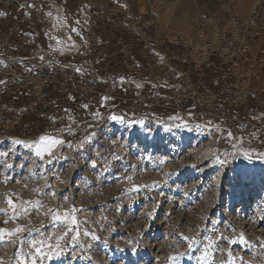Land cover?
<instances>
[{
    "label": "rangeland",
    "instance_id": "obj_1",
    "mask_svg": "<svg viewBox=\"0 0 264 264\" xmlns=\"http://www.w3.org/2000/svg\"><path fill=\"white\" fill-rule=\"evenodd\" d=\"M262 2L264 0H0V8L3 9L0 12L6 13L0 19L3 23L12 17L18 18L20 24L24 25L25 33H32L25 38L26 47L36 49L37 56L44 57L43 61L37 57L35 61L43 63L51 58L59 64L83 70L95 68L102 79L111 75L109 71L112 68H118L125 77L124 81L129 83V79H135L137 73L134 69L138 68L132 66L131 49L135 50L147 41H165V44L177 46L200 63L203 55L198 43H207L210 39L221 42L229 29L230 12L236 14L244 24L256 22L261 25L264 22ZM29 4L36 7H28ZM58 10L60 16L67 17V29H53ZM48 11L53 13V18L46 16ZM178 17L186 18V21L178 23ZM74 20L80 21L78 29L83 38L71 33ZM108 24L119 29L120 34L130 32L131 37L120 43L119 48L125 49L126 55L121 56L113 66L108 65L110 57L106 55L109 50L104 52L93 46L102 27L106 28V33L114 34ZM9 28L13 29L14 25ZM256 31V37L264 33L260 28ZM46 32L65 42L71 33L76 47H72L70 42L57 45L54 39L45 36ZM181 36H187L188 42L183 43ZM139 38L144 41L137 40ZM253 42L251 50L256 51L253 54L257 57L262 49ZM49 44L53 48H49ZM2 48L0 45V52L4 50ZM6 66L3 69L0 64V71L7 72ZM45 85L37 81V98L44 107H50L49 87L42 97ZM31 86L33 89V84ZM153 91L150 95L143 92L156 103L158 98H151ZM111 96L114 97L110 102L101 103L99 108L90 110L91 113L99 111L104 117L99 121L93 120L91 125L94 127H76L74 123L76 135L64 136L65 140L75 144L87 133L95 132V136L85 142L84 148L74 150L64 147L56 153L58 158L43 168L38 167L41 162L31 156L29 150L12 144L9 138L31 139L42 132L61 128L67 121L14 135L5 131L0 134V152L9 153L6 158L0 157V181L5 176L14 177L6 184L0 183V208L7 207L3 201L4 194L9 191L19 193L24 200L39 198L46 207L60 206L63 210L74 204L78 209L83 208L78 213L79 219L86 221L81 223V229L94 231L99 237L93 240L90 236L81 235L76 242L69 239L63 253L46 260L44 264H166V258L177 253L182 255L174 264H201L197 259L200 255L197 248H202L203 237L214 236L218 232L231 237L243 231L248 240L264 242V221L260 219L264 217V158L257 155L264 152V138H246L247 135L241 132L242 128L237 127L240 123L233 119L224 122L214 117L208 120L183 113V116H179L188 122L189 128L193 127L196 131L194 135L198 136L182 143L173 134L160 129L162 125L168 127L170 123L179 121L170 122L162 113L158 115L153 110L151 114L143 109L157 104L147 106L136 102L137 97L130 99L126 91L115 92ZM113 113L128 118H133L134 114V118L144 119L145 123L143 126L121 124L107 118ZM156 118L164 122L159 123ZM209 121L219 130L217 127H213L211 132L195 130L196 124L206 125ZM252 123L255 130L261 132L264 129L261 127L264 121L253 119ZM227 131H231L232 139L227 137ZM194 140H197L196 143ZM171 145L174 147L171 148ZM250 149L255 151L250 152V159L245 158L243 152ZM216 156L221 161L226 159L227 163H217ZM92 161H95V168ZM22 162L25 165L23 168L19 167ZM9 163L14 167L7 168ZM46 183L53 186L55 198L38 196L33 191L37 187L41 192L48 191ZM24 184H27V188L23 187ZM134 185L141 187L135 189ZM65 197L68 199L65 200ZM7 218L0 214V226L14 227L11 221L3 224ZM29 219L34 227H39L43 222L45 227L41 229L42 234H59L62 231L53 228L47 216L38 215L35 211L27 218L22 217L19 223L28 224ZM194 225H199V229ZM231 226H235L236 232L228 230ZM175 233L199 236L201 240L189 250L187 243ZM176 244H179L178 248ZM220 247L227 250L230 246L222 242ZM231 248L234 255L242 256L251 264H264V253L259 251L256 243L251 249L239 245H232ZM13 254V247L0 246V257L6 261ZM227 259L226 254H217L215 264Z\"/></svg>",
    "mask_w": 264,
    "mask_h": 264
},
{
    "label": "crops",
    "instance_id": "obj_2",
    "mask_svg": "<svg viewBox=\"0 0 264 264\" xmlns=\"http://www.w3.org/2000/svg\"><path fill=\"white\" fill-rule=\"evenodd\" d=\"M1 10L3 9L0 8ZM20 21V19L12 17L2 23L0 19V45L4 48L0 52L2 53L0 61L4 63L0 64L3 69L4 65H9L12 69L10 74H7L8 72L5 70L0 71V80L5 81L0 84V134L5 131L14 135L27 130L31 131V129L37 130L36 127L40 129L41 127H52L60 121L69 122L68 117L70 116L75 118L76 127H85L95 120L90 110L99 108L102 97L112 98L114 96L111 94L126 91L131 99L140 90L150 95L156 88H160L164 95L172 98H158L156 106L143 108L150 113L154 110L157 111L155 114L162 113L166 117L178 114L175 113V110H171V106L179 104L186 107L185 114L191 113V116L205 117L206 119L213 118L211 115L202 114L200 107L193 108L192 100L182 98V95L188 92V79H191L198 91L211 89L222 93L220 104L216 110L221 116V121L228 122L229 119H233L239 122L237 127L242 128L241 132L247 135L246 138L250 136H253V140L264 138V129L260 132L251 126L253 119L259 122L264 121V70L259 73L258 79L251 80L247 85V91H244L240 96L241 103L236 104L234 99L236 90L228 84L230 81L229 64H220L217 56L196 63L194 58L187 56L175 45L165 44V41L152 43L147 41L137 46L139 48L130 50L134 60L132 66L138 67L134 69L137 73L135 79H129L131 80L129 83L125 81L121 83L120 77L124 76L121 75V69L118 68H112L109 71L111 75L102 79L98 76L95 68L78 73L74 66L59 64L51 58L46 59L43 63L40 60L35 61V58L38 57L36 49L26 47L25 38L28 35ZM10 25H14V28H9ZM109 27L114 34L106 33V28L102 27L101 30H98L93 46L94 49L104 50V52L109 50L106 55L110 57L108 65L113 66L121 56L126 55L124 54L126 50L119 48L120 43H124L131 37L129 36L130 32L120 34L119 29L113 28L111 24ZM106 35H108L107 39ZM137 40L144 41L143 38ZM253 44L260 46L262 50L258 56L264 58V33L262 36L256 37ZM251 51L252 54L256 53L254 49ZM29 69L32 70L29 71ZM52 75H55V80L50 84L47 92L48 98L55 103V108L44 107L39 103L36 92L37 81ZM28 85L29 87L25 91ZM241 86L239 84V87ZM119 88L122 90H117ZM228 90L229 92H227ZM70 97H74V99H70ZM183 99L187 101H183ZM163 102L165 105L168 104L167 107L162 105ZM84 104L89 105V108H82L81 106ZM66 109L67 112H65ZM52 117H56L55 122L51 119Z\"/></svg>",
    "mask_w": 264,
    "mask_h": 264
},
{
    "label": "snow or ice",
    "instance_id": "obj_3",
    "mask_svg": "<svg viewBox=\"0 0 264 264\" xmlns=\"http://www.w3.org/2000/svg\"><path fill=\"white\" fill-rule=\"evenodd\" d=\"M21 7H25L21 5ZM28 7L35 8L36 5L29 4ZM6 13L0 12V16H4ZM26 15H30V13H26ZM48 18H53V13L48 11L46 13ZM55 23H53V29H67L69 27L67 17L60 16L59 10L55 17ZM80 21L74 20L73 26L71 27V33H75L76 35H82L79 32L78 25ZM71 33H69L67 37V42L62 41L59 37H53L50 33L46 32L45 36L50 39H54L57 45H65L70 42L72 47H76L75 42L72 41ZM27 35H32V33H27ZM86 43V41H85ZM49 48H53L52 44H49ZM54 50H61L60 48H55ZM70 50V49H69ZM37 59L44 60L43 56L37 57ZM0 63H4L0 61ZM23 63V61H21ZM6 66V65H5ZM32 69H29L31 71ZM76 72H83L82 68H76ZM125 80L124 77H120V82L123 83ZM5 83V81L0 80V84ZM70 99H74V97H70ZM111 98L110 97H102L101 103L106 104ZM84 109H88L89 105L84 104L81 106ZM68 110L66 109L65 112ZM93 119L99 121L104 117L99 111L91 113ZM192 114L189 113V116ZM112 121L119 122L121 124L127 123L129 126L133 124L144 125V119H136L128 118L125 115L111 114L107 117ZM53 122L56 121V117L51 118ZM157 122L163 123L164 121L161 118H156ZM167 120L170 122L179 121V123H170L168 125L171 127H184L189 128V125L179 114H174L167 117ZM68 123L62 126L61 128L55 129L52 132H42L36 137L31 139H24L19 137H11L9 138L11 143L24 149L29 150L31 156L35 157L36 160L40 161L38 167L43 168L45 164H51L53 160L57 159L56 153L60 151L64 147H68L74 150H81L84 148L85 142L90 141L92 137L95 136V132L87 133L83 139L73 144L71 140H65V135H76V129L73 127L75 123L74 117H68ZM89 128L94 127V125L89 124ZM213 127H217L213 125L212 121L207 122L206 125L196 124L195 130L197 131H209L211 132ZM189 130H192L189 128ZM219 130V129H218ZM255 135V133H253ZM227 137L232 139L231 131H227ZM242 141V137L240 138ZM255 149H250L248 151H244L243 154L245 158L250 159V152H254ZM9 155L8 152H0V157H7ZM227 155V153H226ZM258 156L264 158V152L257 153ZM66 158V157H60ZM217 163H227V160L221 161L219 156L215 157ZM163 163V161H161ZM7 168L11 169L14 167L13 164L9 163L6 165ZM24 162H22L19 167L23 168ZM95 161H92V167L95 168ZM128 180H131L132 177H125ZM10 179H14V177L5 176V178L0 181V183H8ZM57 179H59L57 177ZM19 183V181H16ZM64 183V181H60ZM155 183V182H154ZM48 191L41 192L40 187L34 188L33 191L40 195H47L53 198L56 197V192L53 190V186L50 184L45 185ZM23 187L27 188V184H24ZM140 185H134L135 189H139ZM68 198L65 197V200ZM7 207L0 208V214H4L8 218L3 221V224H8L10 221L15 224L14 227H2L0 226V246H11L14 248V254L7 261L4 257H0V264H44L46 260H51L54 257H59L64 249L68 246L66 241L70 239L71 242L79 241L81 235L90 236L91 239L97 240L98 236L95 235L94 231L89 229H81V223H86V221H81L78 217V213L83 211V208H77L74 204L69 208L61 210L60 206L56 207H46L44 201L39 198L24 200L19 193L9 191L4 194V201ZM35 211L38 215L47 216L49 221L52 223L53 228L62 229V231L57 234L56 232H51L47 234H42L41 229L45 227L43 222L39 227H34L31 224V220L29 219L28 224H21L19 220L23 218H27L30 214ZM261 221H264V217L260 218ZM197 229H199V225H194ZM229 231L236 232L235 226H231ZM35 234V235H33ZM174 235L179 236V238L187 243L188 249H192L194 245L200 242L201 237L199 236H189L184 233H175ZM54 241V242H53ZM203 245L202 248H197V251L200 255L197 257L198 260L201 261V264H205V262L211 261L212 264H215V257L217 254H226L228 259L221 260L220 264H251L250 261H245L242 256H236L232 252V245H239L244 249H251L254 243L259 245V251L264 253V242H253L248 240L247 236L243 231H240L238 235H233L231 237L225 235L223 232H218L214 236L203 237ZM222 242H226L229 244V248L227 250L222 249L220 244ZM26 246V247H25ZM175 247H179V244H176ZM182 255V253L171 254L166 258V264H174V262L178 259V256Z\"/></svg>",
    "mask_w": 264,
    "mask_h": 264
},
{
    "label": "built area",
    "instance_id": "obj_4",
    "mask_svg": "<svg viewBox=\"0 0 264 264\" xmlns=\"http://www.w3.org/2000/svg\"><path fill=\"white\" fill-rule=\"evenodd\" d=\"M264 6V2H262ZM229 21V29L223 35L221 42H216L214 39H210L206 42L200 41L198 45H200V54L203 55V60H209L212 56H217L220 64L230 66V84L231 88L236 90L235 103H241L240 96L247 91L245 85L250 84L251 80H255L259 78V73L264 70V58L263 56H253L251 53V44L252 41L258 35L257 29L260 28L261 31L264 30V22L261 25H257L256 22H250L248 24H244L240 18L230 12L228 14ZM151 40V39H150ZM181 40L183 43L188 42L187 36H181ZM205 50V51H204ZM190 54H193L190 51ZM263 55V53H261ZM5 69H8V73L12 72V69L9 66H6ZM55 75L47 76L40 80L43 86L45 85V89L43 92V98L46 95V89L54 82ZM131 82V80H129ZM67 83V80H65ZM239 84L242 85L239 87ZM188 91L183 94L187 99L193 101V108L200 107L202 114L211 115L215 119H220L221 116L217 113V106L221 101V92H216L211 89H205L202 91H198L195 89L194 83L191 79H188ZM229 92V90L227 91ZM38 94V93H37ZM136 102H141L143 104L155 105L154 102L150 99L146 93L139 92L136 95ZM172 98L170 96L164 95L160 88L154 89L151 94V98ZM174 99V98H173ZM176 100V99H175ZM50 107L54 108L55 103L49 102ZM163 106H166L163 102ZM186 108L181 107L179 104L171 107V110H175V113L183 116ZM188 114V113H187ZM209 120V119H208ZM261 127H264V123Z\"/></svg>",
    "mask_w": 264,
    "mask_h": 264
},
{
    "label": "bare ground",
    "instance_id": "obj_5",
    "mask_svg": "<svg viewBox=\"0 0 264 264\" xmlns=\"http://www.w3.org/2000/svg\"><path fill=\"white\" fill-rule=\"evenodd\" d=\"M247 3V2H246ZM179 18V17H178ZM180 21L182 22V21H186V18H184V19H182V18H179V20H178V23H180ZM177 23V24H178ZM252 52V51H251ZM188 123V122H187ZM193 128V127H192ZM191 128V129H192ZM163 132H165V133H170V134H173V136L175 137V139L177 140V141H181L182 143L183 142H187V141H190L191 139H197V137L196 136H198V135H194V133L196 132V131H194L193 129L192 130H189V128H184V127H179V129L178 130H176V129H170L169 127H167L166 125H162V128H160ZM141 132V131H140ZM162 132V133H163ZM199 134H201V133H199ZM200 136V135H199ZM195 142L194 143H196V141L197 140H194ZM196 145V144H195ZM192 146H194V145H192ZM174 146H172L171 145V148H173ZM195 148V147H194Z\"/></svg>",
    "mask_w": 264,
    "mask_h": 264
}]
</instances>
